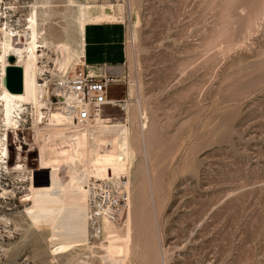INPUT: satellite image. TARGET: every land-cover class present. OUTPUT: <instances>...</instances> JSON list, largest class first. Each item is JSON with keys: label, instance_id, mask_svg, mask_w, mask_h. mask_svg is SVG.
Segmentation results:
<instances>
[{"label": "rangeland", "instance_id": "1", "mask_svg": "<svg viewBox=\"0 0 264 264\" xmlns=\"http://www.w3.org/2000/svg\"><path fill=\"white\" fill-rule=\"evenodd\" d=\"M35 4L47 11L36 13L37 75L61 68L59 44L78 51L80 10L124 27L126 61L109 87L122 102L98 124L125 126L127 166L109 167L121 207L95 239L85 181L103 179L40 170L42 133L63 153L71 134L48 129L62 124L54 110L34 127L24 105L18 135L2 139L0 264H264V0H0V28L22 45Z\"/></svg>", "mask_w": 264, "mask_h": 264}, {"label": "bare ground", "instance_id": "2", "mask_svg": "<svg viewBox=\"0 0 264 264\" xmlns=\"http://www.w3.org/2000/svg\"><path fill=\"white\" fill-rule=\"evenodd\" d=\"M48 5V4H47ZM44 7V6H43ZM46 7V6H45ZM40 10L42 13V21H45L44 15L47 13L42 7L40 8L38 5H34L32 7V11L27 16L28 27L25 36L27 35L26 44H21V37L19 31L12 30L10 28L2 29L0 28L1 34L3 38L0 42V62L3 68V79L5 74V68L9 65L8 57L13 56L15 58L14 65L20 66L23 70V92L21 94H11L9 93L4 85L3 79L0 85V112H1V119L2 123L6 126L5 129H2L0 126V162L2 155L8 157V150L7 146L2 142V139L7 137V134L12 127H16L19 123V119H21L24 105L31 106L35 112L34 115V125L39 126L42 124V119L44 113L41 111L42 106H44V101L39 99L40 89L37 83V70H38V44L45 43V39H42V31L43 29L40 28L37 12ZM80 16L78 18V26H77V34H78V51L71 50L70 47L65 49L61 44H59V51L62 49L65 50L63 59L58 60L60 65V69L64 73H68L70 69H73L75 62L81 60L82 58V51H83V30L85 25L95 23V16L99 13H95L93 10H80ZM256 14V13H255ZM97 17V16H96ZM253 23V22H252ZM92 25V24H91ZM250 25V24H249ZM25 32V31H24ZM24 36V38H25ZM42 39L40 42L39 40ZM18 43L14 45V41ZM45 46V45H44ZM67 46V44H66ZM64 52V51H63ZM61 54V53H60ZM62 55V54H61ZM60 55V56H61ZM126 109V108H125ZM50 115V114H49ZM62 123L64 122V117L62 115ZM102 121H104L102 119ZM52 127L62 128L61 125L57 126H48V129L52 131ZM46 129V130H48ZM125 126L120 124H97L88 126L84 129L77 130L75 132L66 131L62 128V133L71 134L66 135L69 150L67 152H62L59 150L62 146L58 147H51L49 144L48 137H51V134L42 133L43 141H46V149L42 152L40 150V170H49L54 171L56 173H60L63 170L69 169L74 171H88V175H91V178H102V181H95L94 179H89L93 181L90 184H87V180L85 181V186L88 191V208L89 209V218L91 209V197L97 196V191L93 190L92 186L98 185L97 188L100 187L101 190L108 191L109 194L112 193V183H120L118 178L120 175L112 174L110 172L109 167H126L127 165L123 163L119 158L121 157V153L125 151L124 149V142H123V132ZM60 134V130L59 133ZM113 135V144L112 146L107 143V137ZM66 144V143H65ZM70 144V145H69ZM65 149V148H64ZM19 155V152H17ZM102 160V161H100ZM103 160H107L103 162ZM3 167V166H2ZM102 167H107L108 174L104 175L102 173ZM1 168V165H0ZM7 170H14L21 169L17 163L14 167L10 168L9 166L5 167ZM1 170V169H0ZM11 171V172H12ZM19 171V170H18ZM10 173V172H9ZM54 174V173H53ZM54 174V175H55ZM51 175V174H49ZM77 178V182L80 180V175H75ZM112 181V183H111ZM99 182V183H97ZM106 184V187H102V185ZM88 215V213H87ZM91 222V221H90ZM93 226L91 223V235L94 237V232L92 230ZM97 236V235H96Z\"/></svg>", "mask_w": 264, "mask_h": 264}, {"label": "built area", "instance_id": "3", "mask_svg": "<svg viewBox=\"0 0 264 264\" xmlns=\"http://www.w3.org/2000/svg\"><path fill=\"white\" fill-rule=\"evenodd\" d=\"M116 82L110 76L94 75L86 68L82 58L69 73L62 72L56 66L50 71L41 69L37 75V83L40 89L39 99L44 101L42 111L46 116L53 110L59 111L64 117L62 128L66 131L75 132L97 125L103 118L106 106L122 102L109 97V87ZM18 127L19 124L15 129L16 135ZM103 186L106 187V184ZM97 187L98 185L92 186L98 193L90 199L92 211L89 219L94 238L101 239L105 232L104 223L113 220L115 211L121 205L112 193Z\"/></svg>", "mask_w": 264, "mask_h": 264}, {"label": "crops", "instance_id": "4", "mask_svg": "<svg viewBox=\"0 0 264 264\" xmlns=\"http://www.w3.org/2000/svg\"><path fill=\"white\" fill-rule=\"evenodd\" d=\"M91 24L83 30L82 61L96 76L120 78L126 61L124 27L112 22Z\"/></svg>", "mask_w": 264, "mask_h": 264}, {"label": "water", "instance_id": "5", "mask_svg": "<svg viewBox=\"0 0 264 264\" xmlns=\"http://www.w3.org/2000/svg\"><path fill=\"white\" fill-rule=\"evenodd\" d=\"M15 58L8 57L9 65L5 68L3 85L11 94H21L23 92V70L20 66L14 65Z\"/></svg>", "mask_w": 264, "mask_h": 264}]
</instances>
